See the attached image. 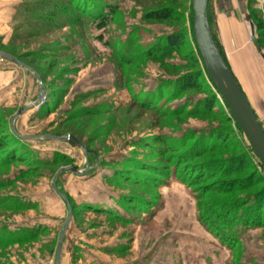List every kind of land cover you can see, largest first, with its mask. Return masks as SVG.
<instances>
[{
  "label": "rangeland",
  "instance_id": "1",
  "mask_svg": "<svg viewBox=\"0 0 264 264\" xmlns=\"http://www.w3.org/2000/svg\"><path fill=\"white\" fill-rule=\"evenodd\" d=\"M74 2L0 0L11 7L0 19V52L22 63L0 56V264H54L70 214L60 264H264V201L251 202L264 192V166L219 95L214 111L196 108L216 90L196 51L193 0H105L116 12L102 28ZM234 10L239 23L227 21ZM163 11L174 15L148 18ZM263 11L264 0L208 2L217 48L264 128V26L254 19ZM179 33L184 41L170 56L143 54ZM190 75L201 87L178 88ZM211 130L223 139L192 159L210 164L201 184L181 182L185 171L172 165L157 185L137 174L169 164L165 137L208 139ZM241 152L249 164L229 174L222 165ZM67 167L76 170L58 176ZM199 197L204 209L238 219L236 236L224 243L208 229ZM240 199L253 206L240 213L263 210L261 224L232 214L229 203ZM26 229L38 234L4 241Z\"/></svg>",
  "mask_w": 264,
  "mask_h": 264
},
{
  "label": "trees",
  "instance_id": "2",
  "mask_svg": "<svg viewBox=\"0 0 264 264\" xmlns=\"http://www.w3.org/2000/svg\"><path fill=\"white\" fill-rule=\"evenodd\" d=\"M105 0H94L93 3H89L87 0H75L74 5L75 7L80 11V16L84 17L85 19H90L92 21L98 20V26H100L101 28L104 27L109 19L114 16L113 13L116 12V5L111 4V5H107L104 2ZM254 14V13H253ZM173 13L172 12H160V13H153L151 15H148V18L150 20H157V21H166L169 20L173 17ZM260 15V17H258ZM79 16V17H80ZM255 16V20H258L261 25V28L264 26V11L261 13H256L254 14ZM263 21V22H262ZM251 25H253V27H257V24L254 20L251 19ZM264 28V27H263ZM192 30H193V25H192ZM194 31V30H193ZM184 34H180L179 35H168L167 37H165V44L162 47H154L150 50H148L146 53L143 52V54L146 56H154L155 54L161 53L162 56H170L171 55V51L180 47L184 41ZM194 36V34H193ZM261 38L264 39V30L261 31L260 34ZM195 38V36H194ZM214 38V36H213ZM161 40V39H160ZM163 40V39H162ZM257 40V39H256ZM158 42V41H157ZM259 46L261 47V40L258 39L257 40ZM195 43H196V39H195ZM172 49V50H171ZM196 51L198 52L201 60V54L198 50V46L196 43ZM221 55L224 57L223 53L220 52ZM130 55L128 52H124L120 54V59L124 60L125 56ZM131 56V55H130ZM143 56V55H142ZM129 57V56H128ZM263 58H264V54H263ZM225 59V57H224ZM125 61V60H124ZM226 61V59H225ZM227 62V61H226ZM203 63V60H202ZM228 64V63H227ZM229 65V64H228ZM203 67L204 70L206 71V68L204 66L203 63ZM230 67V66H229ZM231 69V68H230ZM207 73V71H206ZM208 75V73H207ZM201 77L197 76V75H190L187 77H183L180 79V83L178 84V88L180 86V89L183 87L184 90H190V89H195L197 87H201ZM208 79L210 80V77L208 76ZM200 81V82H199ZM211 81V80H210ZM238 81V80H237ZM212 82V81H211ZM239 82V81H238ZM181 84V85H180ZM213 84V83H212ZM175 85V84H174ZM240 85V83H239ZM182 86V87H181ZM214 88H215V92L213 90H211L210 88V93H211V97L210 99H207L205 101H203L202 103H200L196 108H198V112L202 111V112H212L214 111L213 108L215 106H217V95L221 97L219 90L217 89V87L213 84ZM241 86V85H240ZM223 101V99H221ZM223 103L225 104V106L229 109L228 105L223 101ZM149 104H153V103H149ZM142 106H147V107H152V105H147V104H141ZM202 108V110H201ZM229 111L231 112V110L229 109ZM179 112V111H177ZM194 112H197V110ZM231 118L232 121H234L235 125L237 126L238 129H241V127L239 126V124L236 122L232 112H231ZM209 134L208 139H203L204 136H200V137H191L192 135H184L183 137L180 138H167L165 137L163 140L164 142L167 144L165 145V148L169 149L170 152H172V155L168 156V165H166V167H153V165H149L148 166V171L147 172H137L138 173H142L143 175H146V181L147 183L153 184V185H157L158 183L156 182H164V178L165 176H168V174L170 173V166H173V169L175 171L178 170L179 171H185V175H180V177H177L179 180H181V182L186 183L187 185H190L192 188V184L193 182H195L194 184L198 185L201 184V182L203 181V178L205 177V175L207 174H211L208 173L206 171L207 167L210 166L209 163H195L192 162L194 158H196L197 156H200L207 148L211 147V144H216V142H220L223 139V136L221 137V135H219V131H215V130H211ZM224 135V134H223ZM215 139V140H214ZM189 140V141H188ZM211 140V141H210ZM210 142V143H209ZM164 143V144H165ZM189 143V144H188ZM20 152H23V148H19L18 149ZM5 163L10 162L9 158H6ZM249 164L248 162V158L246 156L245 153L241 152L238 154V156L232 160L226 161L222 166H224V168L226 169V172H230L234 173L237 171H240V169L243 167H246ZM262 164V162H261ZM264 166V165H263ZM184 167V170L182 169ZM164 168H166V170H164ZM135 172L134 169H128L126 172L130 173V172ZM177 172V174H178ZM219 172H213V174H217ZM184 176V177H183ZM198 200V212L200 214V219L201 221L208 227V229L210 231H212L214 233V235H216L217 237H219L222 241H224V243H226V240L228 238V234L230 233L232 236L235 235L236 236V227H235V222L238 220L237 218L234 219V222H229L227 220H225V216L223 217V213L219 212V211H209V209H204L201 199L200 197L197 198ZM264 201V192L259 196L254 198V202L256 205L258 203H263ZM122 201H120L121 203ZM246 202V203H245ZM250 202V203H251ZM230 208H235L234 212L232 214H236V216L238 218H242L246 221H252L256 224H261V220L263 218L262 215V209H260V207L257 206V209H254L255 212H252V214H250V212H246V214L243 212L240 213V211H242L243 209L241 208H252V205H248L247 204V200H237L234 201L233 203H229ZM228 207V206H227ZM87 208H91V206H88ZM226 208V207H225ZM258 210V211H256ZM209 211V212H207ZM216 213V214H214ZM218 213V214H217ZM235 217V216H232ZM228 218H230V215L228 216ZM227 218V219H228ZM243 220V221H244ZM229 222V223H227ZM6 234L5 236H7L8 238H4V241H8L9 240H18L17 242H21V240H26L27 238L30 237H34V235L38 234L37 231H34L33 229H26L23 232L20 233H4ZM230 242V240L228 241V243Z\"/></svg>",
  "mask_w": 264,
  "mask_h": 264
},
{
  "label": "water",
  "instance_id": "3",
  "mask_svg": "<svg viewBox=\"0 0 264 264\" xmlns=\"http://www.w3.org/2000/svg\"><path fill=\"white\" fill-rule=\"evenodd\" d=\"M208 2L209 0H193L194 22L193 30L198 50L201 54L204 66L212 83L220 92L221 99L228 105L236 122L241 127L242 131L248 137L253 152L264 165V128L259 122L256 112L253 109L250 101L245 95L243 89L239 85L237 78L229 65L221 55L214 41L213 34L208 20ZM252 25V29H253ZM257 49L260 51V46L257 40H254ZM0 56L8 58L15 63L22 64L19 60L12 56L0 52ZM24 109H21L16 116L21 114ZM66 140L74 145L88 151L87 147L79 141L75 136L68 135ZM67 169L76 170L74 167L62 168L58 176ZM58 194L67 201L63 194ZM68 203V201H67ZM71 214L65 222V225L59 235V241L56 247V258L54 264L61 262V249L64 233L69 226Z\"/></svg>",
  "mask_w": 264,
  "mask_h": 264
},
{
  "label": "crops",
  "instance_id": "4",
  "mask_svg": "<svg viewBox=\"0 0 264 264\" xmlns=\"http://www.w3.org/2000/svg\"><path fill=\"white\" fill-rule=\"evenodd\" d=\"M11 7H2V8H0V19L2 18V16L3 15H5L6 13H7V10H9ZM233 15V20L232 19H230V20H227L228 22H230V21H233V22H235V23H239V20H241L242 18H241V15H240V13H239V11H235L234 10V13L232 14ZM251 24V23H250ZM251 27H252V25H251ZM231 68V70L233 71V73L235 72V70L234 69H232V67H230ZM236 73V72H235ZM234 73V74H235ZM236 76V75H235ZM236 78H237V76H236ZM237 80H238V78H237ZM239 81V80H238ZM241 88L243 89V87L241 86ZM244 91V93H245V95L247 96V94H246V92H245V90H243ZM249 100V99H248ZM251 102V101H250Z\"/></svg>",
  "mask_w": 264,
  "mask_h": 264
}]
</instances>
